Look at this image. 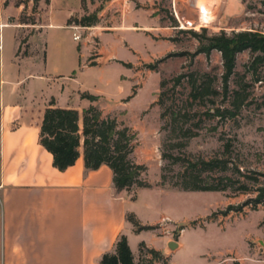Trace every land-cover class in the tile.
<instances>
[{"label": "rangeland", "instance_id": "obj_1", "mask_svg": "<svg viewBox=\"0 0 264 264\" xmlns=\"http://www.w3.org/2000/svg\"><path fill=\"white\" fill-rule=\"evenodd\" d=\"M26 1L15 0V3ZM203 1L205 10L214 13L220 10L217 19L213 14L214 21L210 23L200 15L202 7L198 3ZM69 2L75 6V0ZM174 2L159 0L155 5L163 33L151 36L150 41L137 42L134 49L127 43L121 44L118 53L101 40L103 34H112L117 28L98 19L104 4H95L79 13V17L96 18L92 26H81L86 46L79 45L78 53L83 47L85 57L82 53L78 60L71 48L68 58L71 68L77 61V67L68 74L69 79L77 76L80 81L77 85L84 91L80 94L73 81L69 99L65 96L60 101L71 104L78 94H96L98 109L122 121L136 135L131 159L145 167L142 178L150 188L129 193L130 198L136 199L132 212L143 224L158 220L141 236L130 237L135 263L145 259V249L139 248L144 241L146 248L160 253L165 264H264V205L255 209L245 206L251 194L175 189L171 184L183 169L162 158L164 153L190 159L223 157V145L230 143V153L225 159L242 170L264 172V64L255 66L253 71L251 63L256 54L249 51L237 54L234 73L224 94L221 54L216 50L208 55L199 53L210 38L221 33L264 34V5L262 0ZM32 8L36 9L34 4ZM26 18L23 13L22 20ZM192 73L216 78L213 87L218 95L212 98L213 105L193 101L185 81L174 87L172 80L176 76ZM162 81L167 82L163 88ZM133 88L136 94L127 101ZM235 91L243 98L238 109L234 108ZM161 92L163 103L158 105ZM216 108L227 112L223 116L215 115ZM177 143L183 146L172 149L171 145ZM161 176L165 177L163 184ZM229 206L233 208L230 211ZM161 217L170 222L160 225ZM192 222L196 224L191 225ZM180 239L183 243L180 251L168 250V242L177 243Z\"/></svg>", "mask_w": 264, "mask_h": 264}, {"label": "crops", "instance_id": "obj_2", "mask_svg": "<svg viewBox=\"0 0 264 264\" xmlns=\"http://www.w3.org/2000/svg\"><path fill=\"white\" fill-rule=\"evenodd\" d=\"M69 1L39 0L33 10L32 0H0V264H99L120 236L132 252L130 237L146 232H135L127 221V214L135 216L136 199L114 189L108 167L86 170L80 156L65 171L57 170L39 143V126L51 101L79 111L98 108L96 101L81 98L78 77L69 79L77 67V61L72 68L68 64L71 48L80 60L85 53L83 47L78 53V46H86L81 24L69 20L75 15L80 20L79 13L103 3L98 19L117 28L101 40L118 53L121 44L134 49L163 33L155 14L159 0H83L84 5L75 0L74 7ZM201 3L200 15L210 23L214 12ZM74 34L81 39L75 41ZM73 81L80 94L71 104L61 102L69 99ZM157 220L138 221L150 226Z\"/></svg>", "mask_w": 264, "mask_h": 264}, {"label": "trees", "instance_id": "obj_3", "mask_svg": "<svg viewBox=\"0 0 264 264\" xmlns=\"http://www.w3.org/2000/svg\"><path fill=\"white\" fill-rule=\"evenodd\" d=\"M36 7L39 0H32ZM48 2L49 0H45ZM264 5V0H262ZM33 10H35L33 8ZM32 21V20H29ZM77 22L81 26H92L96 23L94 15L83 16ZM216 50L221 54L223 74L221 76L222 90L227 93L228 82L234 73L237 54L249 51L256 54L251 70L255 66L264 64V34L254 31L232 32L229 36L224 33L213 36L206 46L199 49V53L208 55ZM174 87L183 81L190 87V98L201 104L213 105V97L218 95V90L213 87L215 77L207 74H179L173 80ZM166 81L160 83L163 88ZM135 88L128 96L127 101L135 96ZM235 94L234 108L238 109L243 101L238 92ZM93 103L97 97L91 94L81 95ZM158 105L163 103V92L158 96ZM233 105V104H232ZM215 115L223 116L227 110L220 108L213 110ZM177 116L174 112L172 114ZM136 135L131 128L122 121H118L110 114H104L97 107L90 105L81 111L73 108L56 107L51 101L44 109L39 126V143L52 156V165L59 171H65L72 166L81 156L86 170H97L101 166L108 167L112 172L113 187L117 192L130 193L133 190L150 188V185L142 178L145 167L134 163L131 154L135 147ZM182 143L171 145V148H179ZM230 153V143L223 145V157L210 159L181 158L164 153L163 159L178 164L182 171L176 175V180L171 185L173 188L185 192H226L232 194H251L245 206L255 209L258 205H264V172L255 170H242L234 162L225 159ZM162 184L165 177L161 176ZM131 200H135L134 196ZM228 211L232 210L229 206ZM126 219L132 224L135 232L149 230L148 226H141L133 214H127ZM192 222L191 225H195ZM139 248L145 249V259L135 263L133 254L124 235L120 236L111 252L104 253L99 264H159L163 257L154 249L146 248L144 243ZM149 256V257H148ZM165 264V261H162Z\"/></svg>", "mask_w": 264, "mask_h": 264}, {"label": "built area", "instance_id": "obj_4", "mask_svg": "<svg viewBox=\"0 0 264 264\" xmlns=\"http://www.w3.org/2000/svg\"><path fill=\"white\" fill-rule=\"evenodd\" d=\"M73 39L75 41H79L81 39V36L79 34H74L73 35ZM0 48H1V44H0ZM169 222H170V220L168 218H166V217H161L160 220H159V224L160 225L167 224Z\"/></svg>", "mask_w": 264, "mask_h": 264}, {"label": "water", "instance_id": "obj_5", "mask_svg": "<svg viewBox=\"0 0 264 264\" xmlns=\"http://www.w3.org/2000/svg\"><path fill=\"white\" fill-rule=\"evenodd\" d=\"M167 248L170 251H174L176 248H178V244L176 242H168L167 243Z\"/></svg>", "mask_w": 264, "mask_h": 264}, {"label": "bare ground", "instance_id": "obj_6", "mask_svg": "<svg viewBox=\"0 0 264 264\" xmlns=\"http://www.w3.org/2000/svg\"><path fill=\"white\" fill-rule=\"evenodd\" d=\"M192 1H193V0H192ZM194 2H195V1H194ZM191 3H192V2H191ZM191 3H190V4H191ZM192 4H193V3H192ZM194 5H195V4H194ZM198 6H200V7L203 8V4H202L201 2L198 3ZM219 11H220V10H217V11H215V13H214V16H215L216 19H217V17H218L217 15L219 14ZM213 18H214V17H213ZM212 21H214V19H212Z\"/></svg>", "mask_w": 264, "mask_h": 264}]
</instances>
